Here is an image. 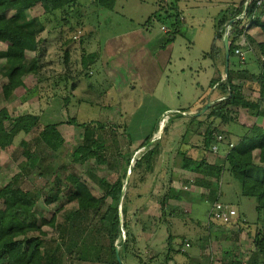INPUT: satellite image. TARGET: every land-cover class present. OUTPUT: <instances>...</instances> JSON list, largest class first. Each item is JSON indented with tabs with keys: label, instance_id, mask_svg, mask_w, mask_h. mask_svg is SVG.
Masks as SVG:
<instances>
[{
	"label": "rangeland",
	"instance_id": "1",
	"mask_svg": "<svg viewBox=\"0 0 264 264\" xmlns=\"http://www.w3.org/2000/svg\"><path fill=\"white\" fill-rule=\"evenodd\" d=\"M240 1L115 0L114 8H109L91 0H81L55 13H46L41 5L27 10L29 17H40L45 26L40 34L37 50L28 53L30 59L36 58L37 67L25 75L24 85L13 91V96L9 99L4 97L2 90L7 78L0 75V112L11 113L14 117L27 113L39 115V123L30 133L19 132L12 143L0 149V186L11 181L29 190L37 201L38 216L47 219H51L54 214L57 216L58 226L44 224V232L33 233L40 234L45 239L46 247L59 246L63 264H116L110 255L108 239L102 233L103 223L99 213L93 210L79 211L77 202L69 201L66 195V176L69 174H75L84 180L96 196L100 197L104 193V187L99 183V176L103 171L96 168L91 171L89 162H74L72 159L74 150L83 139L84 127L81 124L94 127L98 136L107 138L105 168L109 173V182L122 176L126 165L125 155L130 154L131 162L127 166V172L131 166V174L128 181L127 174L123 179L126 183V214L122 212V218L120 217L121 236L113 242L121 250V239H127L128 247L124 251L123 263L172 264L176 258L182 259L188 252L194 251L193 247L186 246L183 248L187 251H176L181 247V233L186 225L185 211L169 202L168 192L171 191L173 177L178 178L181 184L189 182L201 185L198 175L180 170L183 168L180 154L184 153L177 152V141L188 140L193 145L198 141L202 143L208 126L215 125L216 131L231 133L234 143L248 131L253 122H260L262 119L245 108L233 107L238 111V121L223 123L220 119L206 117L204 113L208 109L197 114L205 105L191 114L199 115L200 123L187 121L171 124V118L175 120V114L199 106L204 98V101H211L212 104L223 98L216 82L211 85V79L220 73L222 79L227 78L224 72L226 61L223 62L225 55L222 38H219L220 44H223L221 51L215 54L210 52L219 21L224 16H229L240 5ZM172 11L179 12L182 19L174 39L168 40L171 32H166L163 26L169 31L175 28ZM135 32H144L145 37L153 39L149 46L153 51L159 52L160 49L170 47L171 61L163 75L150 73L155 86L147 104L153 106L146 108L142 104H131V107L125 103L126 108L118 109L119 100L123 98L117 97L119 94L116 91L120 88V83L116 82L114 69L121 73L133 69V51L128 42H132L129 34L134 35ZM246 32L256 41L263 36L260 26L255 30L247 29ZM111 37L114 40L108 41ZM100 45L103 46V52L99 53L98 61L88 63L89 67L85 69L82 64L83 56L87 59L88 53L99 52ZM4 47L5 44L0 42V48ZM251 47L253 50L250 44L241 45L245 58L235 54L229 58V67L248 68L255 74L258 73L259 61L255 44ZM218 59L222 60L221 65ZM1 61L5 62L7 59ZM159 75L162 77L156 78ZM244 95L253 100L259 97L258 91L248 88ZM165 117L167 120L163 134L168 131L174 137L168 136L165 144L163 135L161 139L158 138L157 130L151 138L154 141L141 146L151 134L153 125ZM177 118L187 117L184 115ZM72 119L76 123L71 122ZM9 122L6 121L8 128L11 127ZM51 123L57 124L65 139L58 150L50 149L39 137L40 130ZM172 138L173 145L170 146H173L176 155L168 159L162 153ZM22 139L28 141L27 146H23ZM157 139L161 141L162 151L156 159L154 170L149 171L144 165L133 170L137 160L148 147L156 144ZM226 141L229 138L220 142L221 151L226 147ZM25 147L30 149V156L24 152ZM210 151L213 152L212 149ZM217 158L224 159L221 155H217ZM208 178L214 179L211 176ZM221 182L222 190L227 191V195L221 200L233 205L237 215L231 223H215V237H218L223 249L215 248V256L212 251L203 256L207 255L209 261L215 257L216 264H246L255 248L253 234L264 218L257 214L254 197L232 196L229 194L232 192L229 185ZM52 195L53 201L47 202L46 199ZM110 202L111 198L108 197L102 209ZM207 204L204 210L208 207ZM203 214L202 211L197 217L206 223ZM175 235L173 242H170L169 237ZM83 241V248L79 249V244ZM167 253L172 256V260L165 262L164 256ZM176 263L179 262L175 261L174 264Z\"/></svg>",
	"mask_w": 264,
	"mask_h": 264
},
{
	"label": "trees",
	"instance_id": "2",
	"mask_svg": "<svg viewBox=\"0 0 264 264\" xmlns=\"http://www.w3.org/2000/svg\"><path fill=\"white\" fill-rule=\"evenodd\" d=\"M79 1L81 0H0V42L5 44L4 48H0V75L7 78V82L2 86L5 98L9 99L13 96V91L24 85L23 79L25 75L31 73L37 67L36 58L30 59L28 53L29 51L37 50L40 34L45 30V26L40 17H29L27 10L41 5L46 13H55L57 10H65ZM246 1L241 0L240 5L234 8L229 16H224L219 21L210 54L221 51L222 48L217 45V39H224L225 34L228 33L231 58L236 54L235 49L241 47L237 44L238 38L246 35L245 38L249 42L246 41V44H250L251 49L252 44H255L256 56L259 61V72L255 74L248 68L233 69L229 67L226 79H222L221 74L212 78L211 85L216 82V86L222 91L223 98L213 103L204 115L220 119L223 123L238 121V111L233 107H241L249 110L256 117H261L260 119L262 120L253 122L248 131L239 136L234 143L230 139L231 133L229 134L222 130L216 131L215 125L208 126L202 139L205 153L212 149V145L216 141L215 134L217 132L224 135V139L221 142L229 138L223 150L225 152L224 159L219 164L209 163L206 160V155L200 159L192 158L187 154L180 155L182 156V167L197 172L199 184L208 187L210 208L215 202L222 201L223 196L227 195V191H223L221 188L222 182L220 183V181H223L229 185L232 191L229 194H232V196L254 197L256 199L257 214L259 217L262 216L264 218V20H262L264 4L256 6L254 1H252L245 8ZM91 2L114 8L115 0H91ZM242 14L244 17L241 16ZM252 15V25L256 24L261 27L262 40L256 41L246 32L249 27L246 28L245 25L248 22V18ZM171 16L175 17V28L169 31L163 26L166 32H171L168 40L174 39L182 19L179 12L172 11ZM229 24H231L232 29L228 30V32L227 27ZM99 53L100 50L99 52L88 53L89 58L87 59L83 56L82 64L85 69L89 67L88 63L93 64L98 61ZM223 53L225 55L224 48ZM1 59H7V61L3 62ZM223 62H225V59ZM88 75L86 72V76ZM247 88L248 90L254 89L258 91L259 97L257 100L250 99L244 95V91ZM175 115L177 118L185 114L179 112ZM188 118L189 122L193 123H200L201 121L199 115H189ZM7 120L11 123L10 128L7 127ZM71 122L76 123L75 119H72ZM159 122L153 125L151 134L141 143V146H145L151 140L154 132L159 130ZM38 123L39 115L27 113L14 117L11 116V113L1 111L0 149H4L8 143H12L19 132L30 133L33 131ZM81 125L84 127L83 139L74 150L72 159L74 162H89L91 171L95 168L103 171L99 176V183L104 187V193L100 197L96 196L84 180L75 174H69L66 176L68 182V194L66 195L69 201L77 202L79 211L87 212L93 210L99 213V218L103 223L102 233L108 239L110 255L116 264H124V251L128 247L127 239H121L119 243L121 245V260L117 258L116 246L113 242L118 236H121L122 231L120 196L124 185L123 179L127 174V166L131 162L130 154L125 155L126 165L122 176H119L114 182H109V173L105 168L107 163V138L98 136L94 127L87 124ZM39 137L43 143L53 150H58L65 141L56 123L46 124L40 130ZM180 142L181 139L176 144ZM21 143L23 146L28 145L26 139H22ZM231 143L233 144L232 146ZM160 147H162L161 141L157 139L156 144L148 147L137 160L133 170L144 165L149 171H153L156 159L159 158L162 151ZM24 152L28 155L31 153L28 147H25ZM210 176L214 179L208 178ZM186 193L184 192V194ZM170 195L176 198L183 196L182 194L174 195L168 192V197ZM108 197L111 198V202L103 210V204H105ZM125 198L126 194L121 204L124 215L126 214ZM53 199L52 195L46 201L51 202ZM36 204L37 201L29 190L11 181L0 186V264H63L59 246L57 248L46 247L45 239L40 234L35 235L33 233L36 231L44 232L42 230L44 224H50L54 227L58 226L55 214L51 219L38 216L36 214ZM206 219L208 220L207 217ZM213 221L214 219H211L208 223ZM215 221H219L222 224L232 222L216 219ZM174 237L176 235L169 237L170 242H173ZM253 242L255 248L247 259L246 264H264V220L263 223L256 227V231L253 234ZM83 244L84 241L79 244V249L83 248ZM186 244L190 245L191 243L190 241H185L181 236V247L177 248L176 251L180 252ZM169 248L172 249L171 246ZM164 260L165 262L171 261L172 256L167 253L164 256Z\"/></svg>",
	"mask_w": 264,
	"mask_h": 264
},
{
	"label": "crops",
	"instance_id": "3",
	"mask_svg": "<svg viewBox=\"0 0 264 264\" xmlns=\"http://www.w3.org/2000/svg\"><path fill=\"white\" fill-rule=\"evenodd\" d=\"M258 27H259L258 25L254 24L250 26L249 29L255 30V28L257 29ZM129 36L132 42H128V44L131 45V50L133 51L132 58L135 63L133 65V69L126 73H121V71L114 69V77L116 79V82L120 83V88H117L116 91V93L119 94L117 97L123 98L122 100L121 99L119 100L120 106H117V108L118 109L126 108L127 105H125V103H128V106H130L131 104L133 106L135 105L139 106L140 104H142L141 106L148 108L153 106V105L150 106L147 103L149 102V100H151L150 96L153 93L152 91L153 86H155L153 76H151L150 73L155 75L162 73L163 75V72L168 68L169 63L171 61V55L169 54L170 47L165 49H160L159 52L153 51V49L149 48V46L153 42V39H149L145 37L144 32L139 34L135 32L134 35H131L130 33ZM262 39L263 36L261 40ZM109 40L110 41L114 40V37H111L110 39H108V41ZM217 45L219 47H223V44H220L219 39H217ZM100 52H103L102 45H100ZM218 62L221 65L222 61L220 59H218ZM221 71L223 72V69H221ZM160 77L162 76L161 75L156 76V78H160ZM123 88H125V90H123ZM218 90L217 92H219ZM154 100L157 99L155 98ZM204 100L205 98L203 99V103L200 104L199 106L190 107L187 111L184 112L187 118H179V119L176 118L175 120L173 118L172 119L173 122L171 121V124H179L189 121L188 116L194 114V112H196L198 109H200L203 105L207 103L208 100L206 101ZM187 112L188 114H186ZM149 124L153 125V123H149ZM168 136L174 137L172 133L169 134L168 131H166V133L164 132L162 140H165L164 142L165 144H167ZM230 139L231 141H234L232 140V138ZM173 140L174 138H172V140L168 143L169 144L168 147L165 146L163 149L162 156L168 159H172V155L176 153L173 150V146H170L173 145L171 143L173 142ZM191 140L193 141L194 138H192ZM181 141L182 142H180L179 145L175 147L177 152H182L184 154L191 155L192 158L200 159L204 157V155H206V160L212 164L213 163L219 164V162L223 160V159H218L217 155H221L224 158L225 153H222L223 151H221L220 142L218 143L219 144L218 151L213 150V145H215L214 143L212 145L213 152L208 151L207 153H205L202 143H200V141H198L195 145H193L192 142L188 140L181 139ZM180 170L183 172H188L191 174L198 175L197 172L190 169L181 168ZM173 180L174 182L170 186V190H171L170 193L174 195L182 194L183 196L180 198H176V197H171L170 195L169 202L174 207L177 206L179 209H183L185 211L184 221L186 226L184 227L185 230L182 232L183 234L181 233V235L185 239V241H190L191 243L190 245L186 244V247L194 248V251L188 252V254L184 256V258L182 259L176 258L177 260L175 259V261L179 262L176 264H216L215 257H213V260L209 261L207 255L205 256L203 255L205 253L207 254L208 251H212V253L214 254L213 256H215V248L220 250L223 249L222 244H220L219 243L220 241H218V237H215L217 236V233L215 232L216 231L215 227H213L215 223H220V222L214 220L213 222L208 223L209 220H207L206 217L204 216L207 222L203 223L197 217L202 211L203 213H205V211H207L210 208L211 204H207L209 202L208 187L198 184H190L189 182H183L181 184L179 179L175 177H173ZM184 192L187 193L184 194ZM206 204L208 205V207L204 210L203 208ZM183 250L185 249L183 248ZM175 261L171 263L174 264Z\"/></svg>",
	"mask_w": 264,
	"mask_h": 264
},
{
	"label": "built area",
	"instance_id": "4",
	"mask_svg": "<svg viewBox=\"0 0 264 264\" xmlns=\"http://www.w3.org/2000/svg\"><path fill=\"white\" fill-rule=\"evenodd\" d=\"M254 1V3L256 4V6H262L264 4V0H247L246 1V4H245V8L248 7L249 3ZM242 17H244V15L242 14L241 15ZM253 18V15L250 16L248 18V22L246 23V28L250 27L252 25V20ZM232 29V26L231 24L228 25L227 27V31ZM229 32V31H228ZM241 40L237 41V44L239 46L241 45H245L246 44V38L244 36H241ZM235 53L240 55L242 58H245L244 57V52L243 50L241 49V47H237L235 49ZM216 136V142H215V145H213V150L214 151H218L219 149V142H221L223 139H224V135L222 133H216L215 134ZM233 144L231 143V146ZM237 215V210L235 207H233V205L231 204H228V203H225V202H222V201H217L215 202L212 207L207 211L205 212V216L208 218V220H211V219H216V220H221V221H231L232 219H234V217Z\"/></svg>",
	"mask_w": 264,
	"mask_h": 264
},
{
	"label": "water",
	"instance_id": "5",
	"mask_svg": "<svg viewBox=\"0 0 264 264\" xmlns=\"http://www.w3.org/2000/svg\"><path fill=\"white\" fill-rule=\"evenodd\" d=\"M223 44H224V50H225V61H226V76L228 74V68H229V58H230V39H229V34L226 33L223 39ZM212 102L209 101L205 104V106L199 111L197 112V114H201L203 111H205L206 109H208L211 106ZM166 120L167 117H165L164 119H162L161 124H160V128H159V135L158 138L161 139L162 135H163V131L165 128V124H166ZM154 141V139H151L145 146L151 144V142ZM131 170L132 167L130 166V168L128 169L127 172V176H126V181H128L130 174H131ZM125 191H126V183H124L123 188H122V192H121V196H120V217L122 218V209H121V204L125 195ZM116 255L118 260H121L120 258V249L118 247V245H116Z\"/></svg>",
	"mask_w": 264,
	"mask_h": 264
}]
</instances>
